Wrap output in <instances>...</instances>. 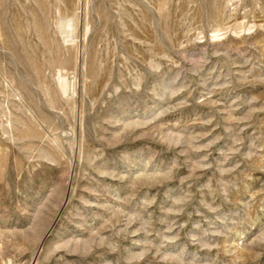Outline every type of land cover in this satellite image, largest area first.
<instances>
[{"label":"rangeland","instance_id":"obj_1","mask_svg":"<svg viewBox=\"0 0 264 264\" xmlns=\"http://www.w3.org/2000/svg\"><path fill=\"white\" fill-rule=\"evenodd\" d=\"M0 264H264V0H0Z\"/></svg>","mask_w":264,"mask_h":264},{"label":"bare ground","instance_id":"obj_2","mask_svg":"<svg viewBox=\"0 0 264 264\" xmlns=\"http://www.w3.org/2000/svg\"><path fill=\"white\" fill-rule=\"evenodd\" d=\"M131 1V0H130ZM138 4V3H137ZM130 5H131V3H130ZM133 5V4H132ZM118 6V5H117ZM134 6V5H133ZM163 6V5H162ZM124 7V6H123ZM123 7H122V9H123ZM139 8V7H138ZM120 10V9H119ZM140 10H141V8H140ZM129 11V10H128ZM162 11V10H161ZM129 13V12H128ZM125 15H126V13H125ZM128 16V15H127ZM64 18V17H63ZM67 18V17H66ZM133 19V18H132ZM134 20V19H133ZM135 21V20H134ZM64 23V26H62L63 28H65V29H69V31L71 30V31H74V30H76V26H75V23H76V20H75V18H70V19H67L65 22H63ZM62 23V24H63ZM61 24V25H62ZM136 24V23H135ZM59 26V25H58ZM62 27L60 26V27H58V28H61L62 29ZM86 30H85V38L87 37V35H88V33H89V31H90V29H89V26L87 25V27L85 28ZM125 29H127V28H125ZM60 30V29H59ZM63 31V30H62ZM70 31V32H71ZM76 32V31H75ZM64 33V32H63ZM66 33H67V31H66ZM65 33V34H66ZM69 33V32H68ZM69 35V34H68ZM72 35V34H71ZM73 35H74V33H73ZM64 36V35H63ZM71 37V36H70ZM66 39V38H65ZM74 40V39H73ZM72 39L70 40V41H73ZM75 41V40H74ZM61 76V75H60ZM59 78H60V80H59ZM58 78V82H59V91H61L62 93H64V95L66 94V93H68L70 90H72V94L73 95H71V97H73L75 94H76V86H75V83H73V85L71 86L70 85V83L66 80V79H64V77H59ZM76 96V95H75ZM74 96V97H75ZM73 97V98H74Z\"/></svg>","mask_w":264,"mask_h":264}]
</instances>
